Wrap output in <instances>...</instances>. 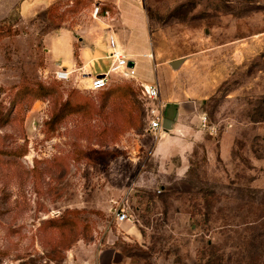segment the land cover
I'll return each mask as SVG.
<instances>
[{"label": "rangeland", "instance_id": "1", "mask_svg": "<svg viewBox=\"0 0 264 264\" xmlns=\"http://www.w3.org/2000/svg\"><path fill=\"white\" fill-rule=\"evenodd\" d=\"M135 2L153 59L91 91L80 64L53 74L83 38L103 56L91 74L107 69L119 37L93 11L108 0H0V264H264V0ZM140 74L219 129L185 176L151 155Z\"/></svg>", "mask_w": 264, "mask_h": 264}, {"label": "crops", "instance_id": "2", "mask_svg": "<svg viewBox=\"0 0 264 264\" xmlns=\"http://www.w3.org/2000/svg\"><path fill=\"white\" fill-rule=\"evenodd\" d=\"M108 2L111 4V10L106 7L102 9L108 10L109 15H113L110 19L103 18V20L108 26L107 29L112 31L114 34L116 33L117 37H119L118 45L120 46V49L128 56V58L132 62V66H134V68L135 66H140V64L142 63L141 59L143 57H149L153 59L154 50L152 42L150 41L149 37H147L148 32L146 19L144 17L143 11L141 10L142 8H140L136 4L135 0H108ZM125 12L127 13V15L130 14L131 16H133L134 19H138L140 31L142 29L144 36L142 44L137 43L135 34H140V32L136 31L135 27L132 28L128 26L129 22L125 17ZM80 29L81 31H84V28L80 27ZM93 46V43L87 42L83 38L78 46L77 59H74L71 64H68L69 67H66L65 69L74 71L76 70L74 67L80 64V68H82L84 72L90 74L91 76L100 75L106 72L109 66L103 72L96 73L95 75L91 74L90 67L93 63V60L103 57L99 55V52ZM109 53L110 51L108 49V54L105 57L109 58ZM191 59L194 60L190 62V65L195 67L194 69L197 70L196 73L198 74V76H203L205 72H203L202 70V68L204 67L201 63V57L194 54L187 60ZM185 61L186 60L181 62L178 69L183 66ZM209 71L211 74H209L207 70V73L205 75V80H207L206 83L208 84V89H206L207 92H209V90L211 89L210 81L215 78L220 79V74L212 73L214 71H212V69ZM140 75L141 77L137 76V78L144 82H156V79H146L142 74ZM84 79L89 82L90 77L88 76ZM163 97L165 98L164 95ZM164 100L166 101H162L166 104L175 103L177 105L176 117L171 129L168 132L161 133L160 136L156 138V141L153 144L151 155L160 164V170L162 169L166 173L174 171L177 176H185L190 168L191 154L196 148L204 145V143H207L209 141L204 136L205 133L207 134L206 130H204L200 126L204 112L198 109V102L200 100L193 98L190 95H187L186 98L182 97L179 100H167L166 98ZM174 160L176 162V165H172V162Z\"/></svg>", "mask_w": 264, "mask_h": 264}, {"label": "built area", "instance_id": "3", "mask_svg": "<svg viewBox=\"0 0 264 264\" xmlns=\"http://www.w3.org/2000/svg\"><path fill=\"white\" fill-rule=\"evenodd\" d=\"M94 16L101 14L102 16H109L108 10H102L99 5L94 6ZM108 47L110 49L109 58L111 63L106 72L91 76L82 70V68L76 71L82 78L90 77L89 83L85 86L88 90L98 91L105 89L109 84L110 74H120L127 78L135 77L136 72L134 66H129L130 59L128 56L119 48L115 40L110 36ZM73 71H69L65 68H57L54 71L53 78L57 81L66 82L71 78ZM141 93L146 100L145 104V115L147 119L148 130L156 137L160 136L164 132L162 127L163 113L166 103L160 99L159 88L155 83H142ZM200 126L206 130L209 135H216L219 133V129L215 124L209 122L208 118L204 114L201 119ZM115 220L117 222H124L128 220V215L125 209L118 208L114 211Z\"/></svg>", "mask_w": 264, "mask_h": 264}, {"label": "water", "instance_id": "4", "mask_svg": "<svg viewBox=\"0 0 264 264\" xmlns=\"http://www.w3.org/2000/svg\"><path fill=\"white\" fill-rule=\"evenodd\" d=\"M180 62H182L181 60H175V61H172L170 62V65L174 68H176ZM129 66H132V62L130 61ZM176 110H177V105L175 103H167L165 105V108H164V113H163V120H162V127H163V130L164 132H168L171 127H172V124L174 122V119L176 117Z\"/></svg>", "mask_w": 264, "mask_h": 264}, {"label": "trees", "instance_id": "5", "mask_svg": "<svg viewBox=\"0 0 264 264\" xmlns=\"http://www.w3.org/2000/svg\"><path fill=\"white\" fill-rule=\"evenodd\" d=\"M124 91H125V90H124ZM124 91H123V92H124ZM256 121H264V116H263L262 120H256Z\"/></svg>", "mask_w": 264, "mask_h": 264}]
</instances>
